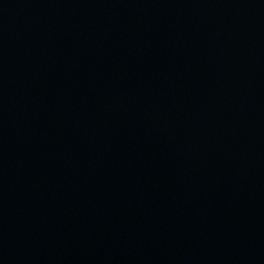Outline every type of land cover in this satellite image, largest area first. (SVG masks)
<instances>
[{
	"label": "water",
	"instance_id": "obj_1",
	"mask_svg": "<svg viewBox=\"0 0 264 264\" xmlns=\"http://www.w3.org/2000/svg\"><path fill=\"white\" fill-rule=\"evenodd\" d=\"M0 264H264V0H0Z\"/></svg>",
	"mask_w": 264,
	"mask_h": 264
}]
</instances>
